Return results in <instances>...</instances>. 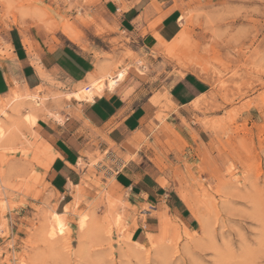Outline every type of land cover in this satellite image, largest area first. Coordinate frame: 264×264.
Wrapping results in <instances>:
<instances>
[{
    "label": "rangeland",
    "instance_id": "374dc122",
    "mask_svg": "<svg viewBox=\"0 0 264 264\" xmlns=\"http://www.w3.org/2000/svg\"><path fill=\"white\" fill-rule=\"evenodd\" d=\"M163 1L183 16L180 32L147 51L127 47L106 0H0L1 59L11 57V39L30 50L75 40L104 51L114 76L127 69L151 85L155 107L129 143L92 139L81 152L85 173L62 215L67 231L54 238L45 225L57 211L46 181L51 147L38 124L23 120L25 108L10 111L22 119L19 134L16 127L0 141V264H264V0ZM189 73L209 89L184 119L167 90ZM13 86L59 114L41 112L44 119L66 121V90ZM130 169L161 187L160 210L116 184ZM180 199L187 210L167 207ZM84 216L87 226L78 227Z\"/></svg>",
    "mask_w": 264,
    "mask_h": 264
},
{
    "label": "crops",
    "instance_id": "0c3cea01",
    "mask_svg": "<svg viewBox=\"0 0 264 264\" xmlns=\"http://www.w3.org/2000/svg\"><path fill=\"white\" fill-rule=\"evenodd\" d=\"M163 4V0L105 2L107 12L118 19L120 28L127 36V47L149 51L155 48L162 50L164 44L172 43L180 32L178 9H169ZM76 42L58 45L42 40L30 50L22 38L16 41L11 39V57L0 58V95L13 93L15 83L24 91L42 87L43 93H49L46 90L62 89L63 93L66 90L71 96L61 99L63 113L67 116L63 124L41 117V112H46L48 116L53 113L45 106L46 101L42 102L43 108L41 106L36 122L39 132L51 147L52 160L46 172V181L57 198V211H63L61 209L72 202L76 188L81 184L85 173L80 167L81 152L91 140L104 138L108 142L125 145L147 123L155 110L151 102L152 86L130 73L113 86L105 80L100 88H95L89 74H96L100 63L108 68L110 65L100 59L104 51L83 49ZM82 88L93 94L92 97H75L74 93ZM159 89L162 94L161 86ZM208 89L209 83L192 73L175 80L167 92L176 108L177 117L188 119L192 116L193 103ZM118 174L115 181L119 187L130 189L144 202L154 203L156 211L160 210L159 206L163 207V203L159 202L162 189L155 186L152 177L137 178L133 169ZM164 203H167V199ZM167 207L180 213L187 210L182 199L175 200L172 207L167 204ZM149 218L153 220L157 217ZM145 224L150 227L155 225L153 221H146Z\"/></svg>",
    "mask_w": 264,
    "mask_h": 264
},
{
    "label": "bare ground",
    "instance_id": "6f19581e",
    "mask_svg": "<svg viewBox=\"0 0 264 264\" xmlns=\"http://www.w3.org/2000/svg\"><path fill=\"white\" fill-rule=\"evenodd\" d=\"M182 19H183V16L180 17V21ZM127 73H128L127 69H121L114 76L111 73L110 68H108L103 63H100L98 65V68H97V73L96 74L91 73V74H89V77L91 79L90 81H91L92 85L93 86H98L99 85L98 88H100L102 86L101 83L104 82L105 80L109 81L110 86L115 85L118 81H120L123 78H125ZM84 93H85V90L82 88L80 91L75 92L74 95L77 98L82 99L84 96H87ZM89 95L92 96L93 94L90 93ZM41 106L43 108L42 102L39 101L38 99H36L35 95L24 96V95H20V94L14 95L12 92L8 93L6 95V100L3 102V105L0 106V141L3 138L5 139V136L7 135L6 134L7 131H12L14 133L16 131L15 129L17 127L16 124H17V122L20 121L19 119L21 117L20 118H15V120L14 119L12 120L11 115H10L11 113L18 115V113L20 114V111L22 110V108H25L27 110V113L25 114V119L23 118V120H25L26 122H28L30 124H36V122L38 121L39 113L41 111ZM10 111H11V113H10ZM43 111H44V109H43ZM20 115H22V114H20ZM52 115L57 117V115H59V114H57V112H56V113H52ZM16 119H18L19 121L18 120L16 121ZM23 123H25V122H23ZM20 125H22L21 122H20ZM18 128L19 127H17V131L20 129V128L19 129ZM12 132H10V133H12ZM18 134H19V131H18ZM8 135H9V133H8ZM14 136H15V133H14ZM9 137H10V135H9ZM12 148H13V145H12ZM81 195L79 197H81ZM62 210L63 211H54L52 215L49 214L50 216L47 215V218H45L46 219L45 220V225H46V228H48V231L50 232L51 237L48 236L49 234L47 236L50 237V238H54L52 236L55 235V234H57L58 236L59 235H64L66 233V231H67V227H66L64 219L62 218V215L64 213L68 212L70 210V208L66 205L64 207V209L62 208ZM52 211H53V209H52ZM86 218L88 219V217L84 216V217H81V219H79L80 220V225L78 227L84 228L85 226H87ZM167 219H168V217H167ZM164 222H165V224L167 226V227L166 226L165 227L168 230V228L170 226L169 225V220L167 221L166 219H164ZM94 223H95V226H96V222H94ZM205 224H207V223H205ZM93 227H94V225H93ZM97 227H98V225H97ZM94 229H97V228H94ZM80 230H82V229H80ZM164 232H165V230H164ZM57 235H55V236H57ZM62 237H64V236H62ZM185 239H187V238L185 237ZM135 243H137V245H140V246L143 245L140 242H138L137 240H135Z\"/></svg>",
    "mask_w": 264,
    "mask_h": 264
}]
</instances>
